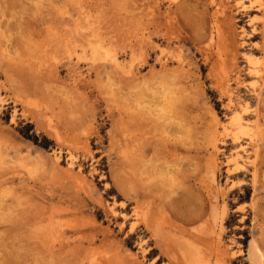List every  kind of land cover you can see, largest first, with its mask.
<instances>
[{
	"label": "rangeland",
	"instance_id": "374dc122",
	"mask_svg": "<svg viewBox=\"0 0 264 264\" xmlns=\"http://www.w3.org/2000/svg\"><path fill=\"white\" fill-rule=\"evenodd\" d=\"M151 17L150 0H0V264H133L137 235L121 244L128 227L107 205L126 202L130 213L146 194L183 209L184 188L201 180L219 193L244 189L227 203L221 243L239 253L228 264H251V241L264 254V107L241 123L256 150L213 148V123L229 143L234 113L196 63H170L192 87L174 77L170 99H157ZM84 24L82 51L74 40ZM235 166L245 173L228 175ZM240 212L243 229H232Z\"/></svg>",
	"mask_w": 264,
	"mask_h": 264
},
{
	"label": "bare ground",
	"instance_id": "6f19581e",
	"mask_svg": "<svg viewBox=\"0 0 264 264\" xmlns=\"http://www.w3.org/2000/svg\"><path fill=\"white\" fill-rule=\"evenodd\" d=\"M150 3L153 67H159L152 87L157 99H170L169 94L176 85L174 77L189 78V71L187 75L183 71L175 74V69L168 68L170 63H176L181 69L196 63L199 71L206 70L204 78L214 88L222 107L234 113L235 131L230 142L227 143L222 134L225 125L216 119L211 146L230 144L236 156L246 152L248 147L256 150L257 144L242 142L240 133L243 132L242 120L252 117L257 122L261 115L258 106L264 107L260 98L264 85V0H150ZM79 28L82 29L77 34L80 38H75L74 44L85 51L91 32L87 24ZM112 61L116 67L120 66L115 57ZM188 84L185 87H192ZM250 100L256 101V107L249 104ZM226 172L238 177L245 170L235 166L227 167ZM214 176L215 169L211 167L210 181H214ZM251 176V181L255 182V168ZM203 181L192 182L184 188L183 209L174 203L161 208L146 194L136 195L130 213L126 202L115 204L114 201L107 205L118 229L128 227L121 244H127L133 234L137 235L134 238L136 251L130 254L133 264H228L239 255L223 248L221 243L223 229L231 218L228 199L236 191L232 185L226 192L219 193L212 185H203ZM237 189L235 195L239 196L244 189L243 186ZM238 217L240 225L232 229H243L247 216L240 212ZM118 219L121 221L117 222ZM138 226L142 229H136ZM88 240V245L93 243ZM248 257L251 264H264V254L255 241L249 245ZM84 258L94 260L89 251Z\"/></svg>",
	"mask_w": 264,
	"mask_h": 264
}]
</instances>
